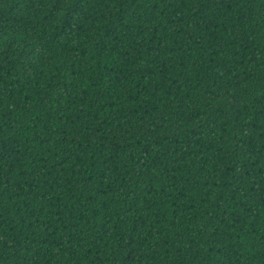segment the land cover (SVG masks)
Returning <instances> with one entry per match:
<instances>
[{"label": "trees", "instance_id": "obj_1", "mask_svg": "<svg viewBox=\"0 0 264 264\" xmlns=\"http://www.w3.org/2000/svg\"><path fill=\"white\" fill-rule=\"evenodd\" d=\"M0 264H264V0H0Z\"/></svg>", "mask_w": 264, "mask_h": 264}]
</instances>
